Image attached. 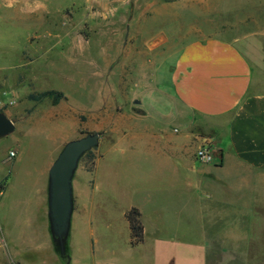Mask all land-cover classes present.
<instances>
[{"label":"crops","instance_id":"crops-1","mask_svg":"<svg viewBox=\"0 0 264 264\" xmlns=\"http://www.w3.org/2000/svg\"><path fill=\"white\" fill-rule=\"evenodd\" d=\"M81 51V46L71 45V52ZM111 51L115 55L107 95L79 105L71 97L82 81L73 78L68 91L58 90L65 98L47 104L41 120L57 139V152L78 137L85 123L91 131H101L99 123L85 121L83 115L92 119L111 115V142L105 148L111 147V155L140 154L153 167L143 170V183H134L131 203L122 213L128 248L151 256L158 255L156 241L174 243L178 249L167 252L165 264H173L181 254L192 260L197 257L198 264H260L262 254L252 251L255 238L250 232L252 247L241 249L229 241L211 257L206 233L203 241L196 242L189 239L190 231L181 236L178 229L198 225L203 235L202 228L218 226L225 229L223 238L238 243L244 239L240 229L254 231L264 224V215L256 214L264 209L259 197L264 189L259 188L264 183V0H111ZM70 59L74 62L77 57ZM203 145L211 147L209 163L197 158ZM12 151L17 155L10 149L4 161L15 157L10 156ZM100 154L94 171L85 170L78 186L73 180L71 227L95 208L100 189L91 177ZM52 162L41 172L48 171V177L35 180L28 193L27 199H37V211L32 214L29 209L18 218L15 238L1 232L4 256L19 264H29L27 254L36 255V264L65 262L55 250L49 218ZM111 179L119 181L121 189L133 187L131 168L112 165ZM210 198L218 202L219 214L214 218L206 205ZM132 207L139 209L144 227L143 242L136 246L130 243L125 216ZM196 244L198 253L179 250ZM91 250L93 264H101L104 258L94 252V245ZM108 260L149 264L144 258L117 255Z\"/></svg>","mask_w":264,"mask_h":264},{"label":"rangeland","instance_id":"rangeland-1","mask_svg":"<svg viewBox=\"0 0 264 264\" xmlns=\"http://www.w3.org/2000/svg\"><path fill=\"white\" fill-rule=\"evenodd\" d=\"M131 23L132 21L129 22ZM71 45L81 46V54L71 52ZM113 55L115 53L111 51V0H0V110L7 113L17 124L12 134L0 138V182H5L0 193V231L4 234H12L15 238L19 230L16 227L19 225L18 218L29 213V209L32 214L37 211V199H27L28 193L35 180H45L48 177V171L42 175L41 172L51 159L53 162L56 160L64 147L57 152L60 148L57 139L52 137L50 127L41 120L45 117L47 104L53 102V98L29 99V93L51 89L68 91L74 78L82 82L76 87L77 91L74 95L72 93L71 98L79 105L94 103L98 96L103 97L111 91ZM72 56L77 57L74 62L70 59ZM119 56L122 59L123 53H119ZM172 61L173 57L169 58L166 65ZM34 106H37L35 111H31ZM104 112L101 110V113ZM84 118L85 121L90 119L99 123L102 128L101 131H91L85 123L77 137L91 132L101 133L100 146L92 148L96 155L98 152L102 153L100 164L91 177L96 179L97 189H100L101 193L98 191L96 195L97 202L93 213L80 224L74 221L70 228L64 252L68 249L67 258L71 260L64 258L65 262L59 260L58 264H93V245L94 252L105 259H102L101 264H110L108 259L114 255L130 257L137 261L144 258L149 264H165L167 252L176 251L177 245L156 241L158 255L151 256L128 248L129 233L122 216L123 210L131 203L134 183H143L140 179L143 170L147 168V171H152V163L134 152L125 153L126 156L121 153L111 155V147L105 148V143L111 142V115H99L93 119L83 115ZM101 120H105V123L100 124ZM10 149L17 150V155L4 161ZM114 164L131 168L133 187L121 189L120 182L111 179ZM86 165L87 158L82 157L74 175L77 186ZM165 173H170V170H165ZM189 173L191 174V171ZM87 176L88 174H85V177ZM260 187L263 188L264 183H261ZM111 194L116 197L114 202L111 200ZM259 197L263 202L260 208H264V189H261ZM217 204L218 202L211 198L206 202L208 211L211 207L212 218L219 214ZM261 210L262 212L256 214L264 215V209ZM146 212L150 213L151 210L147 208ZM38 213L41 215V211ZM112 223H115V226L111 227ZM185 230L190 231L189 239L196 242L203 241L206 233V246H212L209 256H213L223 243L229 241L241 249L252 247V241L248 239L251 233V238H255L252 251L262 254L258 262L264 264V259H261L264 257V224L256 227L254 231L248 228L240 229L244 239L238 243L231 238H223L225 229L218 226L202 228L203 235L198 225L186 229L181 227L178 232L182 236ZM198 249V244L196 247L179 248L190 253H198ZM27 256L25 257L29 264L37 263L36 255ZM6 259L4 252L1 253L0 263L5 264ZM173 264L198 262L197 257L192 260L181 254Z\"/></svg>","mask_w":264,"mask_h":264},{"label":"water","instance_id":"water-1","mask_svg":"<svg viewBox=\"0 0 264 264\" xmlns=\"http://www.w3.org/2000/svg\"><path fill=\"white\" fill-rule=\"evenodd\" d=\"M16 121L0 111V138L12 134ZM101 134L91 132L68 141L49 169V218L52 235L58 239L61 250L71 228L74 209V175L80 159L92 148L99 145Z\"/></svg>","mask_w":264,"mask_h":264},{"label":"trees","instance_id":"trees-1","mask_svg":"<svg viewBox=\"0 0 264 264\" xmlns=\"http://www.w3.org/2000/svg\"><path fill=\"white\" fill-rule=\"evenodd\" d=\"M47 97H52L54 104L58 103L62 98H65L64 93L59 92L57 90H46L42 92H33L28 95L29 99H34V100H42ZM84 132V131H82ZM101 134V133H100ZM87 158V165H86V170L87 171H94L96 167V159L97 155L94 153V149L89 150L84 156L83 159ZM4 183L5 182H0V188L3 190L4 188ZM128 222H129V227H130V237H131V245L136 246L143 242L144 239V227L141 221V213L138 208L132 207L129 209L126 214H125ZM54 238V243H55V250L56 252L61 255L62 257L68 259L69 257L68 254V249L66 252H63L61 250V246L59 244V241L57 238ZM67 247V245H66Z\"/></svg>","mask_w":264,"mask_h":264},{"label":"built area","instance_id":"built-area-1","mask_svg":"<svg viewBox=\"0 0 264 264\" xmlns=\"http://www.w3.org/2000/svg\"><path fill=\"white\" fill-rule=\"evenodd\" d=\"M0 102H1V100H0ZM10 156L11 157L15 156V152H13V151L10 152ZM197 158L203 163L211 162L213 160L211 147L209 145H203L201 148H199L197 151ZM1 192H2V189L0 188V193ZM5 246H6V242L3 238V236L1 235V231H0V257H1V253H3L5 250ZM5 264H18V263L14 260L6 259Z\"/></svg>","mask_w":264,"mask_h":264}]
</instances>
